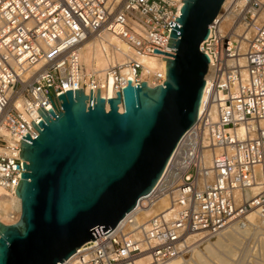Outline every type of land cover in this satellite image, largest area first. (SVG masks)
I'll return each mask as SVG.
<instances>
[{
    "label": "built area",
    "instance_id": "obj_1",
    "mask_svg": "<svg viewBox=\"0 0 264 264\" xmlns=\"http://www.w3.org/2000/svg\"><path fill=\"white\" fill-rule=\"evenodd\" d=\"M182 5L183 0H0V188L17 195L22 139L38 135L32 124L35 115L42 118L38 108L55 104L62 110L59 95L77 89L96 94L105 85L104 75L81 59L89 38L110 33L132 52L105 74L116 94L129 80L164 85L167 59L175 54L167 49L169 23L181 26L176 17ZM200 50L210 63L199 117L157 185L114 229L86 242L64 264H164L185 255L196 237L250 209L264 216V0H229ZM135 56L156 57L165 66L153 69ZM124 67L132 78L122 73ZM8 215L2 222L16 223L21 209Z\"/></svg>",
    "mask_w": 264,
    "mask_h": 264
},
{
    "label": "water",
    "instance_id": "obj_2",
    "mask_svg": "<svg viewBox=\"0 0 264 264\" xmlns=\"http://www.w3.org/2000/svg\"><path fill=\"white\" fill-rule=\"evenodd\" d=\"M225 1L183 0L164 85L129 80L108 99L106 89L68 90L62 110L37 109L38 135L22 139L21 217L0 221V264H64L154 189L198 120L210 63L200 45Z\"/></svg>",
    "mask_w": 264,
    "mask_h": 264
},
{
    "label": "bare ground",
    "instance_id": "obj_3",
    "mask_svg": "<svg viewBox=\"0 0 264 264\" xmlns=\"http://www.w3.org/2000/svg\"><path fill=\"white\" fill-rule=\"evenodd\" d=\"M228 2L229 0L225 1L224 7L227 6ZM119 38H120L119 36H114L113 34L110 33H105L104 35H102L101 38L91 37L82 45L80 50V55L83 63L88 68L95 69L97 72H99V74L104 75L105 85L101 87V89H106V97H113L116 94L115 89L113 87V78L108 77L107 75L105 77V74L107 73V69L116 63L123 64L128 58V56H132V52L130 51L127 44L121 41V39ZM136 58L141 63L145 64V66H148L153 69L160 70L163 69L165 66L164 62L156 57H136ZM122 73L125 76H127V78H132L131 71L128 67H124ZM3 197L8 198L7 200L11 199V201L15 202L20 209H21V200L18 197V195H8L2 188H0V221L6 222L8 220V216H9L8 212L10 209L9 207L6 208L3 205L4 203L1 202V198ZM3 201L6 200L3 199ZM9 205H13V204H9ZM251 216L257 217L259 219L254 220L255 218H251ZM236 220L229 222L224 227H222L221 229L210 235H205V237H200L201 239L198 238V240L196 239L192 244H190V247L196 243L201 244L200 248H202L204 252L208 253L209 256H212V258L214 257L215 261L217 259L218 262H220L221 264H230V263L232 264L233 262H230L229 257L233 256V254L235 253L234 247H237L236 245H238L241 242L242 236L247 235L251 231H253L254 234L255 232L264 233V216L257 209H250L242 217H240V220L239 219ZM258 234L256 236H258ZM263 238L264 237H261L260 239L263 241ZM193 247H191V250ZM196 249L197 246L193 248L192 256H196V258H198L197 260H199L198 262H202L203 264L206 263L211 264V262H209L208 259L204 257L205 253L203 254L202 252H200L201 250L198 251ZM184 256L185 255L174 257L169 260L170 262L167 261L168 262L167 264H181L182 261H187L183 258Z\"/></svg>",
    "mask_w": 264,
    "mask_h": 264
},
{
    "label": "rangeland",
    "instance_id": "obj_4",
    "mask_svg": "<svg viewBox=\"0 0 264 264\" xmlns=\"http://www.w3.org/2000/svg\"><path fill=\"white\" fill-rule=\"evenodd\" d=\"M119 39H121V38H119ZM121 41H123L122 39H121ZM124 42V41H123ZM3 199L4 200H6V201H3ZM8 198H6V197H3V198H1V202H3L4 204V206L6 207V208H8L9 207V209H14V208H18V209H20L18 206H17V204L15 203V202H12L11 201V199H9V200H7ZM9 203H8V202ZM9 204H13V205H9ZM8 205V206H7ZM13 206V207H12ZM251 218H255L254 220H257V219H259V218H257V217H252L251 216ZM240 220V219H239ZM236 221H238V220H236ZM233 223V222H232ZM261 229V228H260ZM255 232V231H254ZM251 233V234H250ZM250 233H248L247 235H244V236H242L241 237V244L239 243L238 245H236L237 247H234V249H235V253H236V251H237V253L235 254H233V256H230L229 257V259H230V262H233L232 264H264V238H263V241L260 239L261 237H264V233L263 232H255V234L253 233V231H251ZM259 233H262V234H258V236H256L257 234ZM250 234V235H249ZM254 234V235H253ZM202 237H205V236H202ZM257 237V238H256ZM198 238L199 239H201L200 237H196L194 240H192L191 241V244L197 239L198 240ZM254 238V239H253ZM197 242V241H196ZM200 243V242H199ZM197 244V245H196ZM196 244H194V245H192L191 247H196L197 246V249L196 250H198V251H200V252H202L203 254H204V257H206V259H208V261L209 262H211V264H219L220 262H218V260L216 259V261H215V258L213 257L212 258V256H209V254L208 253H206V252H204L203 250H202V248H200L201 247V244H198V243H196ZM243 246V247H242ZM191 247H190V249L188 250V252H186L185 253V256L183 257L185 260H187V261H182V263L181 264H203L202 262H198L199 260H197L198 258H196V256H192V250H193V248H192V250H191ZM199 248V249H198ZM191 250V251H190ZM191 253H190V252ZM262 252V253H261ZM188 254V255H187ZM189 254H191V255H189ZM207 256H209V257H207ZM178 257V256H177ZM192 257V258H191ZM194 257V258H193ZM233 260H232V259ZM190 259V260H189ZM212 260V261H211ZM232 260V261H231ZM191 261H193V262H191ZM236 261V262H235ZM170 262V261H169ZM208 262V263H209ZM168 262H166V263H164V264H167ZM207 264V263H206ZM210 264V263H209ZM221 264V263H220ZM231 264V263H230Z\"/></svg>",
    "mask_w": 264,
    "mask_h": 264
}]
</instances>
